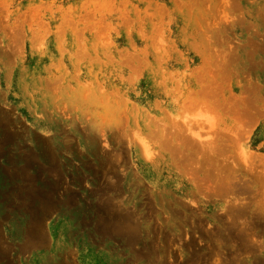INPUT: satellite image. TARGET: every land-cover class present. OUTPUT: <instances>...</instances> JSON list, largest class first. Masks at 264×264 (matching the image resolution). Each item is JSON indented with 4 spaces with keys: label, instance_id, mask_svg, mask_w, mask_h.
<instances>
[{
    "label": "rangeland",
    "instance_id": "rangeland-1",
    "mask_svg": "<svg viewBox=\"0 0 264 264\" xmlns=\"http://www.w3.org/2000/svg\"><path fill=\"white\" fill-rule=\"evenodd\" d=\"M0 264H264V0H0Z\"/></svg>",
    "mask_w": 264,
    "mask_h": 264
},
{
    "label": "bare ground",
    "instance_id": "bare-ground-1",
    "mask_svg": "<svg viewBox=\"0 0 264 264\" xmlns=\"http://www.w3.org/2000/svg\"><path fill=\"white\" fill-rule=\"evenodd\" d=\"M41 208H42V207H41ZM38 217H39V216H38ZM38 217H37V218H38Z\"/></svg>",
    "mask_w": 264,
    "mask_h": 264
}]
</instances>
